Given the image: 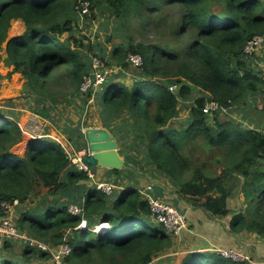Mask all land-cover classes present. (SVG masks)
<instances>
[{
  "label": "trees",
  "instance_id": "1",
  "mask_svg": "<svg viewBox=\"0 0 264 264\" xmlns=\"http://www.w3.org/2000/svg\"><path fill=\"white\" fill-rule=\"evenodd\" d=\"M89 1L94 15L102 8L127 31L134 16L141 27L169 24L173 37L145 41L123 32V42L114 44L110 55L105 46L86 43L74 33L79 0H0V50L14 19L26 25L22 34L9 38L6 50L7 63L22 72L25 88L33 93V99H26L46 117L55 104L69 101L68 95L60 98L57 87L68 80L78 89L92 63L80 49L89 45L104 64L121 67L98 97L103 114L123 119L117 133L141 157L142 169L149 165L169 176L179 195L215 217L232 213L233 232L264 236V130L254 125L253 114L262 119L258 123L264 121V105L257 101L264 100V70L257 62L260 55L245 51L250 39L264 34V0ZM167 7L178 9L179 20H167ZM127 38L130 43H125ZM134 54L142 56L143 64L135 66L140 69L135 80L125 81ZM172 84L179 88L172 89ZM194 86L202 96H193ZM209 99L227 111L241 112V118L224 119L219 112L212 118L204 110ZM185 101L190 113L176 123ZM22 136L18 120L0 112V202L15 198L18 209L34 202L16 218L21 230L46 243L67 242L68 264H165L161 255L174 239L151 217L139 188L115 194L88 187L84 192L76 185L83 186L89 176L72 162L61 142L49 134L33 136L22 155L12 150ZM240 191L244 204L232 211L229 198ZM72 203L83 206V213L73 214ZM83 219L84 228L79 227ZM101 220L109 222L107 229H97ZM16 240H7L0 249V264H38L42 249L26 245L19 258L13 254ZM172 264L251 263L208 250L182 252Z\"/></svg>",
  "mask_w": 264,
  "mask_h": 264
},
{
  "label": "rangeland",
  "instance_id": "2",
  "mask_svg": "<svg viewBox=\"0 0 264 264\" xmlns=\"http://www.w3.org/2000/svg\"><path fill=\"white\" fill-rule=\"evenodd\" d=\"M164 15L165 17H167V20H169L170 22H175V20H179V11L177 8H170L167 7L164 11ZM23 24L25 25V23L23 22L22 19H14L12 21L11 27L9 29V33H8V38L7 40L3 43V48L0 50L1 53V58H0V112L1 113H5L8 114L10 117H12L11 115L14 114L18 115V119L21 120V122L24 123V129L26 131H28L29 133L27 134H31V138L34 135H43V134H47L48 135V127H46V125H43L40 121L42 120L41 117L39 118V113H38V109H35L34 107L36 106V104L33 103H29L28 99L26 98H31L33 99V93H29L28 90L25 88V78L22 74V72L17 71L14 67V65L8 64L6 61V57H7V44H8V39L14 36H17L18 34L21 33L23 29ZM140 22L136 21V19L134 18V16H132L131 19V26H130V31H127L126 27L123 24H120V20L116 19L113 15H111V13L104 12V9L102 8H97V10L95 11V15L93 14V11L88 13H86V15H80L78 16L77 19H75L74 24H73V29H74V33L77 34V36H79L80 38H83L85 40L86 43H93L96 44L98 46H105L106 47V52L112 53V48L114 44L117 43H121L123 42V36L122 33L125 32L126 33H130L132 34L136 40H153V41H158V42H166V41H170L172 39V34L169 28V24L167 23H157L154 22L150 27H141L139 26ZM125 43H130V39L127 38L125 40ZM90 46H85L83 49H80L81 52L86 55V56H90V58L96 56V53H93L92 51H90ZM104 48V47H103ZM255 54L260 55V58L257 59V62H259V67L262 68L264 70V43L254 51ZM98 56V55H97ZM103 62V60H102ZM257 63L254 62V65H256ZM103 66H107L108 70H110L111 75L117 71L120 70L121 67L116 66L114 64H111V66L104 64L103 62ZM139 68L135 67V65H131L130 69L126 72V80H135L132 79L134 77H137V75L139 74ZM111 75L109 77H111ZM23 76V77H22ZM124 79V78H123ZM108 80V79H107ZM106 80V81H107ZM105 81V82H106ZM104 82V83H105ZM174 85V84H172ZM170 85V86H172ZM104 86V84H103ZM103 88H99L98 90H94L91 91L88 95L86 94H82L80 92V86L77 87L75 85H73L72 83L68 82V80H65L64 83L60 84L57 87V92L60 95V98L65 97L68 95V98L70 99L69 101L65 100L64 103H58L54 105V108L58 110V107L64 105L65 107H69L71 105L72 102H76L79 104V102L77 101L78 98H81V103L80 105L74 107L72 106L69 109L70 113H67L68 115H65L66 112H64V114L60 113V117H63V119L61 120L62 123H65V127L68 129V127L70 126V124L72 125V128L69 129L70 131H73V133L76 136V140L81 139L80 136L85 137L84 132L80 129L82 127V125L84 123H87V114L90 110V108H92V111L94 110H98L97 105L95 104L97 101V95L98 94H102ZM179 88V86H178ZM176 88V89H178ZM72 94V95H71ZM203 92L201 91V89L197 86H194L193 88V96L194 97H199L202 96ZM99 98V97H98ZM193 99V98H192ZM91 100V101H90ZM100 101V100H99ZM191 101V100H189ZM193 101V100H192ZM258 104L260 107H262L264 105V100H262V98H258ZM101 103V102H100ZM102 105V103H101ZM38 106L41 108L43 107L42 104H38ZM85 108H87V111L85 112ZM190 103L185 101L184 105L180 111V117L176 118L174 122L179 123L182 120H184L190 113ZM238 111V110H236ZM37 113L39 115H37ZM219 116H221L222 118H229V116H233V117H237V119L241 118L242 113L240 112H232L231 110L225 111V112H219ZM11 114V115H10ZM75 114V116H79L78 121H74L72 119L71 116H73ZM255 115L256 118V123H254V125H259V128L264 130V121L262 123H258V120H260L261 118L256 115V112L253 113ZM71 115V116H70ZM100 115V114H99ZM42 116V115H40ZM77 116V118H78ZM60 117L55 118L56 120H60ZM43 118V117H42ZM259 118V119H258ZM33 119H37L39 120V124L42 125L39 131L36 132H30V122ZM99 120H101V116L98 118ZM103 122H105L107 120V117H103ZM109 119V118H108ZM19 120V121H20ZM262 120V119H261ZM27 121V122H26ZM102 121V120H101ZM26 122V123H25ZM69 123V125H68ZM20 124V123H19ZM38 124V126H40ZM117 124H119V121H117ZM48 126V125H47ZM23 130V129H22ZM74 136V135H73ZM52 137V136H51ZM19 145V144H17ZM12 150L18 154H20L19 152H22V155H24L25 153H23L24 151H22V149H18L16 146H13ZM203 149H200V152ZM204 154V151H202V155ZM207 157V156H206ZM210 166L212 165L214 170H221V167H216V163L209 164ZM148 185V184H147ZM30 204V202L28 203ZM25 204H22V206L17 210L16 214V218L19 216V212L22 208H24ZM25 208H27V206H25ZM80 227V225H79ZM84 228V227H83ZM21 230V229H20ZM23 233H25V235L29 238H19L16 240V244H19V249L15 250L17 251L16 253L20 255V253L18 251H21L22 249L25 248L26 245H30V246H39L38 244H42L41 240H38L37 238L29 235L26 231L21 230ZM69 232L67 233V237L69 238ZM46 243V242H44ZM65 245V248L67 250L69 245L67 242L63 243ZM62 244V245H63ZM61 244L57 245L54 244L53 242H49L46 243L45 245L43 244L40 248L42 249V253L41 255H44L42 257L38 256L36 259L38 262H41V264H68L65 260L64 257L66 254H62L60 253V250L62 252L63 246ZM70 246V245H69ZM39 248V249H40ZM40 249V250H41ZM180 249V246H179ZM65 252V250H64ZM178 252V249H177ZM175 252L174 249V243L172 246H170L169 248L166 249V251L161 255L164 256L162 259L164 261L165 264H172L178 254L182 253H177ZM246 252V251H244ZM254 252V251H253ZM249 254L251 260H253V262H250L251 264H262L264 263V254H260V256H254L252 255L253 253H248ZM160 256H157L154 258L155 261H157L159 259ZM263 257V258H262Z\"/></svg>",
  "mask_w": 264,
  "mask_h": 264
},
{
  "label": "crops",
  "instance_id": "3",
  "mask_svg": "<svg viewBox=\"0 0 264 264\" xmlns=\"http://www.w3.org/2000/svg\"><path fill=\"white\" fill-rule=\"evenodd\" d=\"M23 26H24L23 29L25 30L26 25L23 24ZM24 30H22L20 34H22ZM77 101L79 102V104L74 101L71 103L69 107H65L64 105H62L58 107V110L54 109V107L51 108L54 110L51 112V115L49 117H46L44 115L40 116L41 114L40 115L37 114L39 115V118L41 117L42 119L40 122L43 125H46V127H48V134L53 138H55L57 141L61 142V144L65 147V150L69 153V155L82 148V147L79 148L78 146L79 142L81 144L80 146L83 147L86 146V136L85 137L80 136L81 139L76 140L75 139L76 136L73 133V131L69 130L72 128V125L70 124V126L67 129L65 127L66 126L65 123L61 122L63 117H60L59 114L60 113L64 114V112H66L65 115H68L67 113H70L69 109L72 106L76 107L80 105L82 100L81 98H78ZM95 104L97 105L98 110L92 111V108H90L91 111L86 113L88 116L86 120L87 123H84L80 129L85 134V128L88 126L107 127L114 134L115 138L119 142L120 154L122 155V157L125 159L126 162L127 161L131 162V163L129 162L127 163L132 165L134 169L137 168V173H135L134 170L131 169H115L101 165H96L93 166L95 172L94 178L89 177V179H87L85 182H81L83 186L76 185V187H80L84 190V192H86L87 191L86 188L96 187V183L99 181L110 182L114 184L115 187L114 193L116 194L121 192L123 189L129 187H137L141 191L147 186V184L151 183L154 185L153 192L156 195L175 204L187 216L188 227L185 228L182 231V233L178 236H173L171 234L174 239L175 252H177V249H178L177 253H180V252H188V251H208V250H215L217 247H228V248L241 249L243 251H246V253L248 252L250 254L253 253L252 255L254 256H260V254H264L263 235H259L251 231H242L236 233L230 230V219L232 213L225 217H215L209 214L205 209L197 206L192 201L185 198L184 196L179 195L177 193L178 185L173 180H171L169 176L162 174L160 171L156 170V168L151 167L149 165L146 166L147 168L150 167V169L147 170H145L144 168L142 169V163L140 161L141 157L138 156V153L132 151V148L130 146H127L128 143H124V140L121 139L120 133H117V129L119 130L120 123L122 122L123 119L118 116L117 117L114 115L106 116L105 114H103L102 105L99 101L98 95ZM86 111L87 108H85V112ZM11 116L14 119L18 120L20 126L23 129L22 140L17 143L19 145L15 144L14 146H16L18 149H22V151H24L23 153H25L28 148L29 141L31 140V134H27L29 132L24 129L25 125L23 122H21L20 119L17 118L18 115L14 116L13 114ZM77 116H75L74 114L71 117L74 121L77 122L79 119V116L78 118ZM100 116L102 118L101 119L102 121L98 119ZM58 117H60V120L55 119ZM103 117L105 118L107 117V120L105 122H103L104 120ZM117 121H119V124H117ZM122 145L125 146L127 150L126 149L122 150ZM19 153L22 154V152ZM84 192L82 193V195L84 194ZM32 200L33 199L25 203V206H27V208L29 206L34 205V202H32ZM35 201H36L35 203L38 202V200ZM244 201H245V195L243 192L240 191L239 193L234 194L229 198V207L232 209V211L235 210L237 211L243 206ZM29 202L30 204H28ZM18 207L19 205L16 208V212L18 210ZM16 212H15V216H17ZM151 217L158 222V220L152 214ZM18 249H19V244L14 246L13 254H16V256L20 258L19 254L16 253L17 251H15ZM18 252L20 253V251ZM38 264H41V262H39Z\"/></svg>",
  "mask_w": 264,
  "mask_h": 264
},
{
  "label": "built area",
  "instance_id": "4",
  "mask_svg": "<svg viewBox=\"0 0 264 264\" xmlns=\"http://www.w3.org/2000/svg\"><path fill=\"white\" fill-rule=\"evenodd\" d=\"M90 4L89 0H79V2L75 5L76 11L80 15H86V13L90 12ZM264 43V34L256 35L252 39H250L245 47V51L249 54L254 53L256 49H258ZM131 62L135 66H140L143 64V59L140 54H134L130 57ZM112 72V71H111ZM110 70H108L107 66H103L102 58L98 55L92 57L91 69L87 74L83 77V82L80 85V92L82 94L88 95L91 91L98 90L103 87L104 82L111 75ZM172 89L178 88V85H172ZM204 110L208 113L212 118L215 116L216 112H225L227 109L219 104L214 99H209L204 106ZM39 120L33 119L30 122V132L39 131L41 126L38 122ZM38 124L40 126H38ZM39 136V135H34ZM87 154V149L82 147L76 152L70 155L72 162L77 166L79 170H82L87 173V175L91 178H94L95 172L93 166L86 163L83 160V157ZM96 187L101 189L107 193H111L114 190V184L110 182H97ZM154 185L148 184L141 192L144 194L148 203L150 204L151 214L161 222L165 228L170 232L173 236H178L182 233V231L188 227V219L186 214L179 209L175 204L169 202L160 196L156 195L153 192ZM19 204V201L15 198L10 200H2L0 202V249L3 248L5 242L7 240L26 238L29 239L25 233H23L17 222H16V206ZM70 211L73 214H82L83 206H80L76 203H72L69 206ZM100 223H105L107 229L109 227V222L101 220ZM98 223V224H100ZM87 220L83 219L80 223V227H86ZM98 229V225H97ZM42 244H38L40 247L46 243L41 242ZM62 254H69L71 252V246L67 245L68 248L66 250L65 245L63 244ZM65 250V252H64ZM217 252L221 253L223 256L232 258L235 260H247L253 262L251 260L249 254L244 252L241 249L228 248V247H217L215 249Z\"/></svg>",
  "mask_w": 264,
  "mask_h": 264
},
{
  "label": "water",
  "instance_id": "5",
  "mask_svg": "<svg viewBox=\"0 0 264 264\" xmlns=\"http://www.w3.org/2000/svg\"><path fill=\"white\" fill-rule=\"evenodd\" d=\"M85 136L87 154L83 160L86 163L92 166L134 170V167L128 164L120 154L119 142L107 127L88 126L85 128Z\"/></svg>",
  "mask_w": 264,
  "mask_h": 264
},
{
  "label": "bare ground",
  "instance_id": "6",
  "mask_svg": "<svg viewBox=\"0 0 264 264\" xmlns=\"http://www.w3.org/2000/svg\"><path fill=\"white\" fill-rule=\"evenodd\" d=\"M105 226H106L105 223H100V224H98V229L99 230L104 229Z\"/></svg>",
  "mask_w": 264,
  "mask_h": 264
}]
</instances>
